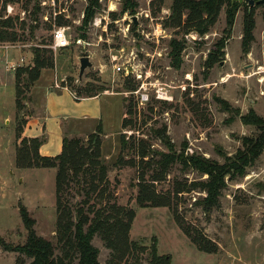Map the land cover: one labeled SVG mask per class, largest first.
Masks as SVG:
<instances>
[{
	"label": "rangeland",
	"instance_id": "rangeland-1",
	"mask_svg": "<svg viewBox=\"0 0 264 264\" xmlns=\"http://www.w3.org/2000/svg\"><path fill=\"white\" fill-rule=\"evenodd\" d=\"M99 2L100 7L93 18L85 23L88 0H0V22L12 18L13 27L9 31L18 36L16 41H0V236L8 244L26 242L28 232L20 214L22 205L36 220L37 234L55 246L58 243L57 170L27 167L19 155L23 139L31 138L25 135L28 122L41 117L42 113V108L36 109L32 103L34 86L30 89L22 87L25 97L22 110L18 109L16 101V70L33 64L35 48L50 50L54 59V66L46 68L36 84L35 94L37 89L42 92V87L50 81L47 87L49 85V90L57 96L61 93L56 89V81L59 86L67 85L75 95L77 88L87 83L106 86V91L120 94L109 98L111 108L107 116L110 115L111 128L107 129L110 130L118 125V108L122 107L125 113L124 98L135 99L124 87L128 75L123 70L118 71L117 64L133 68L131 78L136 86V72L144 76L149 72V81L167 83L173 99L157 100L151 91L152 99L147 105L139 107L136 103L137 126L124 130L127 137L146 139L151 148L159 152L168 149L154 135V130L165 125L177 150L184 148L186 154H198L223 163L226 156H233L242 148L245 136L257 133L254 126L243 123L242 116L253 110L264 119L263 3L251 8L246 2L240 3L232 28L227 24L226 4L215 24L201 34L166 25L173 0H136L138 5L134 14L123 11V0ZM38 6L40 11L37 13ZM34 10L38 27L31 29V12ZM248 10L251 11L253 30L245 50L244 22ZM133 16L137 17L138 25L134 24ZM23 24H26L24 28ZM57 27L68 29L69 47L58 50L52 47L53 32ZM173 39L185 45L179 67L173 65L170 56ZM219 42H224L223 53L212 67H207L208 56L218 48ZM85 55L90 57L93 65L85 70L80 81V58ZM12 64L16 65L15 69L10 68ZM150 106L153 111L149 110ZM49 124L50 129L53 128L51 133H57L58 125L54 121ZM47 128L46 125V133L50 135ZM120 137L121 133L116 141L112 139L103 145L102 135L101 158L110 166L112 196L109 193L107 200L136 210L130 238L147 246V250L136 252L119 264H156L151 253L153 242H156L157 253L170 259L166 264H264V151L246 168L244 175L236 179L227 177L219 206L210 212L199 204L206 195L200 187L180 192L175 199L183 224L199 229L217 245L215 252L208 253L199 250L170 207L138 205L137 169L115 165L121 152ZM127 156V159L132 157ZM207 178V174L192 169L185 172L181 164L176 163L167 178L156 187L159 192L167 193L173 191L177 181L202 182ZM67 198L76 205L84 195L72 184ZM93 244L100 250V264H109L112 252L101 237L95 236ZM57 253H60L58 247ZM18 258L23 259V264L31 262L30 258L0 246V264H17ZM72 264H78V259Z\"/></svg>",
	"mask_w": 264,
	"mask_h": 264
},
{
	"label": "trees",
	"instance_id": "trees-1",
	"mask_svg": "<svg viewBox=\"0 0 264 264\" xmlns=\"http://www.w3.org/2000/svg\"><path fill=\"white\" fill-rule=\"evenodd\" d=\"M226 4L227 24L229 28H232L237 8L240 5L238 1L233 2L232 0H173L172 13L166 25L183 29L186 32L196 30L201 34L206 33L215 24L222 7ZM137 5L136 0H123V11H130L131 14H134ZM247 6L251 8L250 4ZM99 7V0H88L84 16L85 23L93 18ZM36 10L38 13L40 6L36 7ZM36 10L31 12V16H33L31 29L38 27ZM249 12L251 11H247L244 22L243 43L245 50L253 30V21ZM25 25L23 24L22 27L24 28ZM11 27H13L12 18L8 17L0 22V41H16L17 33L9 31ZM170 47L172 63L179 67L182 62L181 53L185 45L181 41L173 39L170 42ZM223 47L224 42H219L218 48L210 52L206 61L207 67H212L219 60L223 53ZM33 53V64L27 68H18L15 74L16 101L19 110L23 109L22 101L25 100L22 87L32 88L41 77L42 70L54 66L53 54L50 50L35 48ZM131 75L127 76L124 87L126 91L133 92L137 86ZM79 80L82 81L80 78ZM64 86L67 85L64 84ZM107 89L106 86H95L92 83H87L77 88L76 97H93ZM124 107L125 113L120 137L121 152L115 165L132 166L137 169L138 194L136 201L138 205L140 207H170L176 220L179 221L183 230L199 250L208 253L215 252L217 245L206 238L199 229L183 224L175 199L180 192L191 191L200 187L206 192V195L199 200L203 209L210 212L214 207L219 206L222 191L227 185V177L236 179L244 175L246 168L253 165L262 155L264 151V119L253 110L242 116L243 123L254 126L257 133L252 136H245L242 148L233 156H226V160L221 163L202 155L186 154L184 148L180 151L177 150L167 134L165 125L155 129L154 135L166 145L167 152L153 150L146 139H135L134 136L127 137L124 130L129 126H137L134 117L135 99L125 97ZM149 110L153 111V107L150 106ZM20 129L22 130V126ZM102 133V127L99 126L97 131L90 134L87 139L65 136L62 152L55 156H43L39 152L41 145L47 139L46 136L25 137L23 139V146L19 149V155L20 159L26 162L27 167L35 166L57 170L58 243L55 246L52 241L37 234L35 230L36 220L30 215L27 207L22 205L20 214L28 232L26 242L22 245H11L0 236V246L4 250L14 251L30 258L29 264H72L76 259H78V264H100V250L93 244L95 236H100L106 247L111 250L112 258L109 264H119L124 260L127 261L136 252L141 251L143 253L147 250V246H141L130 238L136 210L107 200L110 193V166L101 158ZM127 155L132 157L127 159ZM176 163H180L185 172L192 169L200 174H207L208 178L202 182L181 183L177 181L173 191L159 192L156 184L167 178L172 166ZM72 184L84 195L81 202L76 205H72L67 198ZM57 247L60 253H57ZM151 253L156 264L170 262L167 256H161L157 253L156 242H153ZM23 263L22 258L17 259V264Z\"/></svg>",
	"mask_w": 264,
	"mask_h": 264
},
{
	"label": "crops",
	"instance_id": "crops-1",
	"mask_svg": "<svg viewBox=\"0 0 264 264\" xmlns=\"http://www.w3.org/2000/svg\"><path fill=\"white\" fill-rule=\"evenodd\" d=\"M44 70H42L41 77ZM40 78L35 82L32 90V103L34 108H42L41 117L30 119L26 127L27 134L25 133V135L28 137L46 136L48 141H45L39 149L41 155L55 156L62 152L65 136H89L96 132L99 126L102 127L103 131V145L105 143L109 144L110 142L108 141L112 139L116 141L121 133L120 129H122L123 109L122 107L118 108L117 111L119 113L116 121L118 122V127L114 125L115 128L112 130L107 129L111 128L109 123L110 115L107 116V112L111 108L109 98L119 93L105 91L93 97L77 98L67 86H59L58 81H56L55 85L57 84L58 86L56 89L61 93L60 96H57L52 94L51 89L49 90V85L47 87V84L51 83L50 81L45 84L46 86L44 85L45 88L42 87V92L37 89V94H35L36 89L34 88L38 85ZM113 110L116 111L115 108ZM50 121H54L58 125L56 127L58 128L57 133H51L53 128L50 129ZM46 125L50 135L46 133Z\"/></svg>",
	"mask_w": 264,
	"mask_h": 264
},
{
	"label": "built area",
	"instance_id": "built-area-1",
	"mask_svg": "<svg viewBox=\"0 0 264 264\" xmlns=\"http://www.w3.org/2000/svg\"><path fill=\"white\" fill-rule=\"evenodd\" d=\"M70 38L71 36L69 35L68 29L66 27H57L53 32L52 47L57 50L69 47L71 42ZM79 41L82 42V40ZM11 67L15 69L16 65L12 64L10 68ZM115 67L118 71L123 70L126 75L132 74L134 71L132 67L127 68L118 64ZM134 75L138 84L136 90L131 92V94L134 95L135 101L139 107L145 106L151 101V91H153L154 98L157 100L170 101L173 99L168 88L169 85L167 83H163L160 81H149V79L151 78V73L147 72V74L144 76L143 73L136 72L134 73Z\"/></svg>",
	"mask_w": 264,
	"mask_h": 264
},
{
	"label": "water",
	"instance_id": "water-1",
	"mask_svg": "<svg viewBox=\"0 0 264 264\" xmlns=\"http://www.w3.org/2000/svg\"><path fill=\"white\" fill-rule=\"evenodd\" d=\"M233 2L238 1L239 3H243V2H247L248 4H250V7H253L256 4H260L263 3L264 4V0H232ZM133 22L135 25H138V21H137V17L133 16ZM93 65V63L90 60L89 56H82L80 58V72H79V78L82 79L84 72L87 68H90Z\"/></svg>",
	"mask_w": 264,
	"mask_h": 264
}]
</instances>
